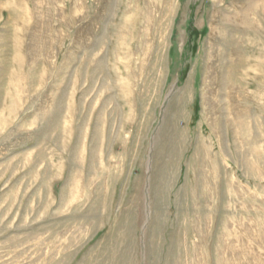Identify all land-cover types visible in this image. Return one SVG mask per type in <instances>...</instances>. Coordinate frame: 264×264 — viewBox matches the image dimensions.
Returning a JSON list of instances; mask_svg holds the SVG:
<instances>
[{"label": "rangeland", "instance_id": "1", "mask_svg": "<svg viewBox=\"0 0 264 264\" xmlns=\"http://www.w3.org/2000/svg\"><path fill=\"white\" fill-rule=\"evenodd\" d=\"M0 264H264V0H0Z\"/></svg>", "mask_w": 264, "mask_h": 264}]
</instances>
